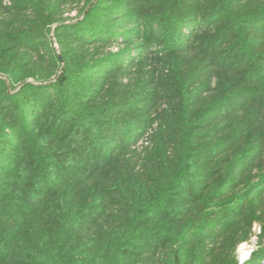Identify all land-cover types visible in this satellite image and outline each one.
Segmentation results:
<instances>
[{
  "label": "trees",
  "instance_id": "1",
  "mask_svg": "<svg viewBox=\"0 0 264 264\" xmlns=\"http://www.w3.org/2000/svg\"><path fill=\"white\" fill-rule=\"evenodd\" d=\"M10 1L0 264H264V1Z\"/></svg>",
  "mask_w": 264,
  "mask_h": 264
},
{
  "label": "rangeland",
  "instance_id": "2",
  "mask_svg": "<svg viewBox=\"0 0 264 264\" xmlns=\"http://www.w3.org/2000/svg\"><path fill=\"white\" fill-rule=\"evenodd\" d=\"M264 1V0H261ZM4 5H10L11 1L10 0H3ZM87 8L86 1L85 0H67L63 7V22L64 25L67 26H73L74 24L80 22L84 18V12ZM58 26V24H54L52 26V31L48 33V42L50 43V47L56 50V53H60V46L57 41L56 35H55V27ZM119 48L114 47L113 50L117 51ZM27 81H30L31 83L34 84H39V82L34 81V79L29 78ZM143 139V138H142ZM260 233H261V225L259 223H254L253 228H252V235L248 241L242 242L238 245V256L239 260L242 258V254L244 251L253 252L260 246ZM248 259L244 260L247 261L250 259L251 254ZM242 262V263H244Z\"/></svg>",
  "mask_w": 264,
  "mask_h": 264
},
{
  "label": "bare ground",
  "instance_id": "3",
  "mask_svg": "<svg viewBox=\"0 0 264 264\" xmlns=\"http://www.w3.org/2000/svg\"><path fill=\"white\" fill-rule=\"evenodd\" d=\"M248 251V250H247ZM247 251H244L243 254H242V258H247L248 257V252Z\"/></svg>",
  "mask_w": 264,
  "mask_h": 264
},
{
  "label": "built area",
  "instance_id": "4",
  "mask_svg": "<svg viewBox=\"0 0 264 264\" xmlns=\"http://www.w3.org/2000/svg\"><path fill=\"white\" fill-rule=\"evenodd\" d=\"M251 252H252V251H251ZM251 252H249V256H250V253H251ZM249 256H248L247 258H241L240 262H241V263L244 262V260L248 259Z\"/></svg>",
  "mask_w": 264,
  "mask_h": 264
}]
</instances>
